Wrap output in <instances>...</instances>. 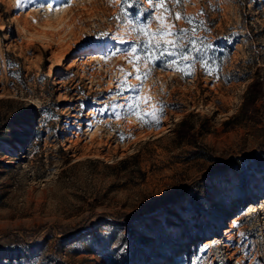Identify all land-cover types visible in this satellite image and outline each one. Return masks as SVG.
<instances>
[{"label": "rangeland", "instance_id": "374dc122", "mask_svg": "<svg viewBox=\"0 0 264 264\" xmlns=\"http://www.w3.org/2000/svg\"><path fill=\"white\" fill-rule=\"evenodd\" d=\"M169 6L203 50L138 81L148 0H0V264H264V0Z\"/></svg>", "mask_w": 264, "mask_h": 264}, {"label": "snow or ice", "instance_id": "6c2138e0", "mask_svg": "<svg viewBox=\"0 0 264 264\" xmlns=\"http://www.w3.org/2000/svg\"><path fill=\"white\" fill-rule=\"evenodd\" d=\"M182 0H148L149 7L155 9L157 11V15L153 16L151 12L147 14L145 22L134 28V31H137L141 40L136 41L135 43L140 44L141 47L144 48L143 52L138 53L136 47H131L126 52V57L133 62V67L135 69V78L138 81H142L146 76L147 72H141L140 68L134 61L144 60L147 63H151L153 59V54L158 50V55H155V59L159 60L164 56H167L169 59L165 61V66L169 68H173L174 70H180L178 68V62L181 60L190 61L191 59H195L196 57L192 56L193 52H200L203 50L202 47H197V41L195 39L187 40L186 37V29H177L175 24L170 22L171 20H180L185 19L190 25L192 24V18L183 16L180 12L173 13L171 10V5L174 7L177 4H180ZM27 3V0H16V6L19 8L20 6ZM51 5L49 9L51 10ZM131 8V5H129ZM148 19H154L159 25L158 28L154 31L149 30V26L147 24ZM129 23L132 24L134 21L129 20ZM193 35H195V29H191ZM101 35H105L102 33ZM124 41H121L123 43ZM208 47H211L209 45ZM115 55V53H113ZM202 63L206 64L207 61H204L203 58H200ZM133 73H127L124 83L127 84V77L132 76ZM129 88H133L136 86L127 85ZM118 90L121 89V85L118 83L116 85ZM119 95V92H118ZM151 98L142 95L139 91V88H136V94L131 97H125V104L120 105L121 107H127L130 114H135L137 119L141 120L142 123H159V115L162 113L163 108L158 104L153 105L151 111L144 113L140 111L141 102L147 104ZM112 107H117V105L113 104ZM117 118L120 117V113H116ZM147 116H152L153 120L148 121L146 119Z\"/></svg>", "mask_w": 264, "mask_h": 264}, {"label": "trees", "instance_id": "16d2710c", "mask_svg": "<svg viewBox=\"0 0 264 264\" xmlns=\"http://www.w3.org/2000/svg\"><path fill=\"white\" fill-rule=\"evenodd\" d=\"M263 92H264V75L256 74L250 79V81L246 86V91L243 94L241 100V108L246 109L254 101L255 97L258 94H262ZM183 121H184V117H182L179 120L180 127L178 131H180V133H186L190 128L189 125H184ZM199 218H200L199 213H196L193 220L194 224L199 223L198 222L200 220Z\"/></svg>", "mask_w": 264, "mask_h": 264}]
</instances>
